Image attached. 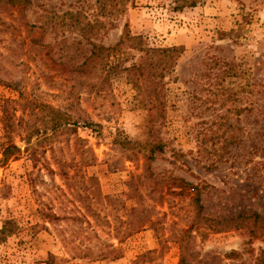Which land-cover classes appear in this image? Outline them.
Masks as SVG:
<instances>
[{"label":"rangeland","instance_id":"374dc122","mask_svg":"<svg viewBox=\"0 0 264 264\" xmlns=\"http://www.w3.org/2000/svg\"><path fill=\"white\" fill-rule=\"evenodd\" d=\"M176 5L0 2V142L12 123L22 149L0 154V264H178L182 243L194 262L255 264L264 250V0ZM127 31L147 47L181 48L155 108L123 72L103 94H76L74 70L93 43L114 46ZM146 57L124 47L110 61ZM42 102L94 124L47 136ZM17 123L34 125L32 136ZM152 141L164 150L151 159ZM138 203L135 218L150 221L133 229Z\"/></svg>","mask_w":264,"mask_h":264},{"label":"trees","instance_id":"16d2710c","mask_svg":"<svg viewBox=\"0 0 264 264\" xmlns=\"http://www.w3.org/2000/svg\"><path fill=\"white\" fill-rule=\"evenodd\" d=\"M5 0H0V2ZM9 2H15L21 4L30 2V0H8ZM176 2L177 9H182L184 7L195 6L200 0H174ZM83 36L86 40H90L89 36L86 33H83ZM124 47L138 49L146 52V60L144 63L140 64H132L129 66H121L118 63H111V56L121 53ZM181 52V48L178 46L171 47H147L144 45L143 37L141 35H132L130 31H127L126 34L121 38V40L115 44L114 46H104L101 44L93 43L91 54L85 56L84 60L77 64L75 68V72L78 73L76 80L77 90L82 92L84 90L94 91L96 94H103L107 91L108 85L110 84V75H118L120 73H125L127 78H129L130 82L135 86V88L139 91V93L144 96H148L149 104L151 108L157 107V104L160 102V97H162L163 86H162V78L166 71L172 69L177 61V57ZM74 91H71L73 93ZM153 99V100H152ZM32 104V103H31ZM39 109L44 112L45 115V127L44 131L47 136L50 134L55 135V137H59L63 134L71 133L74 131L79 123L83 122L85 125L92 126L94 123L88 118L82 116H75L71 113L65 112L62 109L56 108L48 103H40ZM33 112V110H32ZM48 113V114H46ZM24 121V120H23ZM34 125L23 123H17L15 125V131L19 132L23 131L20 134H28L29 137L32 136L34 132ZM8 133L5 135L0 142V154H2L3 159L9 160L12 157L18 156L19 153L22 152L21 147L15 143L12 138L8 135L12 134L14 131L12 128V123L7 125ZM48 129H51V133H48ZM40 131V129H37ZM32 132V133H31ZM26 136V135H24ZM151 146L149 147V152L151 153L149 158H154L152 153L156 152V150L163 151V144L161 141H152ZM124 146L128 150H137L141 152L143 149L141 148L142 144L137 141H131L129 139L124 140ZM136 152V151H135ZM58 166L61 167L62 174H67L64 171V166L66 162L61 159H58ZM51 171H53L51 169ZM69 175V174H68ZM66 175V177L68 176ZM139 178V176H137ZM140 193V183L136 182L133 189V196L136 197L139 201ZM139 207V203L136 206H133L131 209V214L134 219L130 220V228L136 229L145 226L150 219H148L147 215L144 213V210H141V213H144L145 217L141 215L140 217L135 218V212ZM42 212L44 210H41ZM45 217L50 219H55L56 214L52 212H46ZM139 216V214H137ZM141 221L140 218H142ZM147 217V218H146ZM259 218L261 220V216L258 213H254L253 215L248 216V218ZM263 220V219H262ZM221 230V229H219ZM234 256H238L239 253L231 254ZM195 256L191 255L186 246L182 243L181 245V257L178 264H206V261H191ZM255 264H264V250L261 252L260 256L257 258Z\"/></svg>","mask_w":264,"mask_h":264}]
</instances>
